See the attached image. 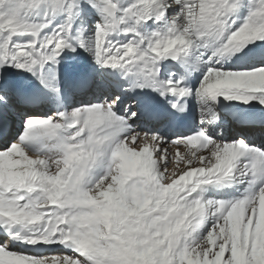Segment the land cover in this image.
Returning a JSON list of instances; mask_svg holds the SVG:
<instances>
[{
    "label": "snow or ice",
    "instance_id": "1",
    "mask_svg": "<svg viewBox=\"0 0 264 264\" xmlns=\"http://www.w3.org/2000/svg\"><path fill=\"white\" fill-rule=\"evenodd\" d=\"M244 6V0H133L128 6L122 0H0V138L9 140L23 119L19 134L0 149V264H264V235L257 230L264 147L243 137L218 140L207 128L168 139L133 127L141 120L171 124L189 111L192 98L201 125L219 122L221 101L264 111V50L245 53L260 66H215L264 42V0H252L242 25L219 43ZM88 10L100 18L90 39L74 34ZM150 22L157 30L145 33ZM202 49L210 54L197 59L195 70L203 67L204 74L192 88L187 75L177 78L165 62L191 68L190 54L204 56ZM81 52L98 67L131 77L124 92L154 93L166 106L113 95L67 107L66 81L78 91L91 86L76 62ZM46 103L56 106L51 115H25ZM245 126L264 138V119ZM97 167L106 172L93 180ZM238 177L248 185L242 198L205 199L206 186L224 187Z\"/></svg>",
    "mask_w": 264,
    "mask_h": 264
},
{
    "label": "bare ground",
    "instance_id": "2",
    "mask_svg": "<svg viewBox=\"0 0 264 264\" xmlns=\"http://www.w3.org/2000/svg\"><path fill=\"white\" fill-rule=\"evenodd\" d=\"M132 2H133V0H125L126 4L132 3ZM91 13L93 14V12H91ZM173 15H174V13H173ZM57 20L63 21V19L61 17H58ZM94 22H95V19H92V15H91L90 23L92 24ZM90 23L88 24V27L90 29H93L94 26L91 25ZM89 33H91V32H89ZM89 38H91V36ZM27 39H28L27 37L24 38V40H27ZM114 39L119 40L121 42H128L132 38L128 37V36L126 38L123 35H115ZM259 51H261V48H259ZM248 52H249L248 50H245V51L236 53L235 55H232L231 56L232 60H231L230 64L236 65V66H243L246 63V61H251L250 53L247 56L245 55V53H248ZM76 62L78 63L79 67L81 68L82 72L88 74V77L91 81V86L88 87L86 90L82 91V93H81V92H78L71 85V83L66 81L63 85L64 90H65L64 94L66 96V93L68 92L69 96H73L72 102H75L78 100L81 102L80 105L81 104H88V103H98V102L103 101L104 99H107L110 96L120 95L122 101H124L125 103H131L132 101L138 100V99H147V100H150L153 104L159 103L160 105L166 106V102L160 101L159 98L154 93H141L139 91L124 92L123 89L127 88L132 83V78L131 77H129L127 79L123 78V74L119 70L117 72L119 73L120 81H116L115 85L119 86L121 84V86H120L119 90H117V91L113 90V86L109 87L110 85H109V82L107 80V78H110V76L113 75V71L108 70V69H102V68L98 67L93 62L92 56L88 53L81 52L79 54ZM165 63L167 65L172 66L176 70V73L178 71V73H177L178 77L181 75H187L188 78H187L186 83L188 84V86L193 87V85L196 84V78L198 76H200L201 72H199V71L196 72V70H195L196 63L191 61L190 58H189V63L192 66L191 68L182 67L179 64L173 65L172 61H170V62L166 61ZM257 63H259V62H257ZM194 71L196 72V74L194 73ZM91 72H95L98 76H101L100 80L102 81V83H100L101 84L100 88H97V86L95 85L96 79L93 80L91 78L92 76L90 77ZM188 104H189V109L194 114V118L192 120V124H190V122L187 123V128L183 132H180V133L175 132L173 130V122L171 124H168V125L163 126V127H161L158 124H153V123L146 122L143 120L137 121L134 123H136L138 129L141 131L159 132L160 135L165 136L168 139H171L173 136L174 137H176V136H188L189 134H187V133H192L193 131L198 130L196 128L197 127L196 126V124H197L196 114L198 112L197 111L198 105L195 101V98L190 99L188 101ZM48 106H49L48 110H45V108H42V105L35 107V108L27 109V110H25V115H28V114L45 115V113H48L49 115H51L53 112L56 111V106L54 104H48ZM66 106L70 107L69 105H66ZM216 111H217L218 116H219V122L217 124H212V125H207V124L201 125L200 124L201 128H207L208 134L210 136H215L218 140L231 141V140L236 139L235 135L237 134V135H239L240 138L243 137L246 139V141L248 143L253 144V142H254L253 140H255L256 133H252V132L247 131L246 126H245V122L252 119L251 115H253V113H256L257 115H260L263 117L264 111H253L251 105L244 106L241 104H237L235 102L225 103L224 101H221L220 106L217 107ZM231 111H235L234 113L237 115L234 117V119L232 117L229 119V113H231ZM242 121H245L244 124H238L237 123V122H242ZM17 123H18V127L23 126V119L18 120ZM17 132H18V129L14 128L15 135H18ZM220 132L223 133L222 136L217 135V133H220ZM15 135H13L7 141H5L3 138H0V149L6 147L7 143L11 142L10 141L11 139H15ZM243 184L244 183L235 182V180H234V181H230L227 184V186L220 187V188H217L214 186H206L205 192H206V195L208 197L213 196L216 198V200L231 201L234 199H239V197L241 198L243 196V191H241V189L243 188ZM207 199H209V198H207ZM259 210L261 213L259 216V219L262 217L264 218V199H261V201H260Z\"/></svg>",
    "mask_w": 264,
    "mask_h": 264
},
{
    "label": "rangeland",
    "instance_id": "3",
    "mask_svg": "<svg viewBox=\"0 0 264 264\" xmlns=\"http://www.w3.org/2000/svg\"><path fill=\"white\" fill-rule=\"evenodd\" d=\"M122 2H123V6H128L129 4H131V3H128V4H126L125 3V0H122ZM244 7H242L233 17H232V21H230V26H229V28L226 30V32H225V34H224V37H222V40L219 42V43H223V41L224 40H226V38H227V35L230 33V32H233V31H235V30H238V28L242 25V23L244 22V20L247 18V16H248V13H249V11L251 10V6H252V0H244ZM92 11L91 10H88V11H86L81 17H80V19L79 20H77L76 21V23H75V27H74V34L75 35H86L88 38L92 35V33L95 31V28L93 27V29H90L89 27H88V24L90 23V20H91V15H92V19H95V22L94 23H90L91 25H95V23L100 19L94 12H93V14L91 13ZM62 19H64V17L63 16H60ZM38 20H40L41 18L39 17V14H38ZM61 23L62 21H59V20H57L56 19V21H54V23H53V27L55 26V24L56 23ZM157 25H155V24H152L151 22L149 23V25H147V26H145V28H144V32L145 33H148V32H151V31H154V30H157ZM160 28H162L163 27V25H160L159 26ZM84 29H87V32L85 33L84 32ZM46 32H48V31H51V29H46L45 30ZM89 32H91V33H89ZM126 38H127V36H125ZM128 37H131V36H128ZM132 38V37H131ZM90 39V38H89ZM257 44H260L261 45V50H264V42H259V41H257L255 44H250V45H248V47L247 48H245L243 51H245V50H248L249 51V49H255V50H259V48H256V45ZM218 46V45H217ZM201 52H205V55L204 56H200V52H193V53H191L190 54V60L191 61H193V62H197V59H206L207 58V55L208 54H210V52H208V51H205V50H201ZM250 56H252V54H250ZM232 57L230 56V57H228V56H225V57H223V58H219L220 59V63H218V64H216L215 66L216 67H218V68H223L224 70H245V69H249V68H251L252 66H260V64L259 63H257L256 62V64L254 65L253 63H252V61H246V63L243 65V66H236V65H232V64H230V62H231V59ZM169 62L171 61V60H168ZM231 65V66H230ZM197 72V71H196ZM196 72L194 71V73L196 74ZM199 72H201L200 73V76H198L197 78H196V84H194L193 85V87L192 88H195L198 84H199V82H200V78L202 77V75L204 74V68L203 67H201V69L199 70ZM177 73H178V71H177ZM177 73H176V76H177V78H178V75H177ZM93 74H96L95 72L93 73ZM164 79H167L168 77H167V75H165L164 77H163ZM102 102V101H101ZM78 104V105H77ZM70 107H78V106H80V103L77 101L76 103H71L70 105H69ZM45 115H47V114H45ZM199 119H200V117H199V114H198V112H197V114H196V122H197V124H196V128L198 129V130H196V131H193L192 133H187V134H189V135H192V134H194V133H196L197 131H199L200 130V128H201V125H200V123L198 122L199 121ZM131 122V121H130ZM22 127L23 126H21L20 128L22 129ZM133 127L137 130V131H141V130H139L138 129V127H137V125H136V123H133ZM199 127V128H198ZM195 128V129H196ZM20 129V130H21ZM19 130V131H20ZM19 131L17 132V134H19ZM154 132V131H153ZM176 136V135H175ZM236 137V139H238V138H240L239 137V135H235ZM177 137V136H176ZM14 138V137H13ZM173 138H175L174 136L171 138V139H173ZM11 141V140H10ZM254 142H253V144H255L256 146H258V147H264V145H262L261 143H264V141H261V143H260V141H257V140H253ZM252 144V143H251ZM3 163H0V175H2V171H3ZM173 167H175V166H173ZM105 172H106V167H97V168H95V169H93V171H92V179L93 180H96V179H99L101 176H103L104 174H105ZM240 178L238 177L237 178V181L235 180V182H239L238 180H239ZM247 189H248V185H247V183L246 182H244V184H243V188L241 189V191H243V195L247 192ZM203 195H204V197H205V199H207V198H209V199H215L216 200V198L215 197H213V196H211V197H208L207 195H206V192H204L203 193ZM243 197V196H242ZM241 197V198H242ZM240 198V197H239ZM235 200V199H234ZM261 214V213H260ZM260 216V215H259ZM259 221H258V225H257V230H258V232L259 233H261L262 235H264V218L262 217V218H260V219H258ZM233 224H234V226H235V221L233 222ZM211 227V220L209 219L208 221H206V224H205V227L202 229V232L203 233H206V231L208 230V228H210Z\"/></svg>",
    "mask_w": 264,
    "mask_h": 264
}]
</instances>
